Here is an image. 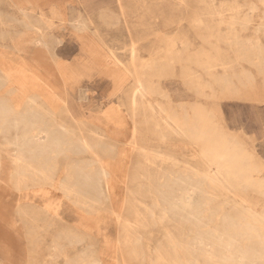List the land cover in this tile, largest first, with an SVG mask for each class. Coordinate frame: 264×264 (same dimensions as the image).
Returning a JSON list of instances; mask_svg holds the SVG:
<instances>
[{
    "label": "rangeland",
    "instance_id": "374dc122",
    "mask_svg": "<svg viewBox=\"0 0 264 264\" xmlns=\"http://www.w3.org/2000/svg\"><path fill=\"white\" fill-rule=\"evenodd\" d=\"M208 56L228 63L215 71L221 80L208 75ZM67 96L74 118L63 110ZM33 100L76 141L43 162L53 176L41 178L4 153L0 136V264H171L177 252L204 264L201 237L227 242L211 229L236 243L249 236L264 264V228L245 230L234 207L243 199L264 215V0H0V105L23 116ZM148 103L188 125L186 134L169 135ZM84 139L105 146L79 150ZM152 152L175 156L174 171L148 162ZM210 162L238 180V196L210 204L199 192L185 207L194 169ZM147 184L154 194L140 193Z\"/></svg>",
    "mask_w": 264,
    "mask_h": 264
},
{
    "label": "bare ground",
    "instance_id": "6f19581e",
    "mask_svg": "<svg viewBox=\"0 0 264 264\" xmlns=\"http://www.w3.org/2000/svg\"><path fill=\"white\" fill-rule=\"evenodd\" d=\"M216 14L219 16L221 15L220 12H216ZM32 30H34V28H32ZM206 65H207L206 68L208 71V75L211 76L212 78H217V80L222 79L221 77H218V75L215 74L217 67L221 66L223 70H226L229 68L228 63L221 60L217 56H208ZM138 90L141 92L142 95H147L146 93L147 90L145 91L143 87H141L140 89L138 88ZM66 99L67 100L62 101L63 110L64 112L71 114V116L74 118L75 111L71 109V105L68 102L69 101L68 96ZM33 103L36 105L37 108H35V110L33 108L28 109V111H26L23 116L22 115L19 116V114H17L19 111V108L10 107L6 104H1L0 105V136L2 138V142L4 143V146L8 145V147H5L6 152L4 153H6L9 158H12L14 162L18 164L25 165V170L27 172H31V175H36L41 178H44V177L49 178L53 176V172L52 170L44 168L42 166L43 162H47L50 159V157H52L53 159V157L56 158V157L64 156L66 154L65 152L67 150V147L76 141L75 133L69 131L70 129L67 130V128H65L61 124L59 125V124L54 123L55 121L53 123L49 122L51 121L49 119H48L49 121H46L44 119L45 113L52 114V116H53V113L47 107H45L42 104H38V102H35L34 100H33ZM144 106H147L153 109L154 118H156L158 121L163 122V124L166 127L165 129L169 135L184 136V134H186V132L184 133L183 131L184 129L188 130V127H189L188 125L184 126L180 124L178 121H173L171 119L163 118L162 114L165 112V110H163L162 105L156 106V105L148 103V104H144ZM198 121L199 123L203 124V126L205 125V120L203 119V116H200L198 118ZM75 122L77 121L75 120ZM168 134L163 135L162 138L165 140L168 137ZM97 135L100 136V134L98 133ZM79 142L83 146H76V147H78L79 150L84 149L88 152H96L97 149H101L102 147L104 148L105 146V142L101 139H96V140H91V141L84 139V140H79ZM11 148L12 150H14L13 153L9 152V149ZM205 148H207V146L204 147L203 155H204V158H208L210 156L206 153ZM105 149L107 148L105 147ZM215 157L219 159L220 154L217 153ZM35 159L39 161L38 166L36 165L37 167L34 164ZM146 160L154 164L156 163V161L157 162L161 161V166L166 163V165L169 166V169H173V171H174V168H176V165L178 163V160L175 156L168 155V154H161V153L159 154L158 152H152V155L147 156ZM95 161L102 163L100 159H95ZM159 170L161 172H164L161 169ZM253 171H254L253 169L246 168L247 174L245 175V178H244L245 181L251 182V174ZM169 173H170V179H171L169 184L171 185L172 188H174V186L177 185L176 182L174 183V178H173L174 173L171 171H169ZM221 174H222L221 167L217 163L210 162L209 168L207 170L199 171V170L194 169L193 171V176H194L193 186L194 187H193L192 194L190 193V190H189L188 196H185L183 200H181L182 199L181 197L180 203L183 204L185 207H190L192 198H194L199 192L206 197L205 200H207V195H208V201H210V204L216 201L221 194L222 195L233 194L234 196L237 197L238 196L237 191L240 188V184H235L231 182H236L238 180L236 178L233 180L223 178L220 176ZM17 176L23 177V178L27 177L24 174H20V172L17 173ZM104 176H106V173L104 174ZM160 181H161V184L164 182L163 179H160ZM67 183L68 184L64 185V190L66 192L68 191L70 193H74L73 189L75 188V186L74 185L71 186L69 182ZM109 186H111V182L109 183V181L107 180L108 190H109ZM164 187L165 186H163V188ZM138 189L141 194L143 193L154 194V192L151 191V188L150 186H148V184L140 185ZM82 198L84 199L85 196L82 195L81 199ZM90 201H93V200H90ZM219 206L221 208L220 211L223 212V209L226 206V201L220 202ZM234 207L243 209L241 213L244 215V217L241 220L243 224H246L245 230L255 231V228L254 227L252 228L250 226V223L254 225H259L261 226L262 229L264 228L263 213L254 211L248 205V202L246 200L240 199L238 201H235ZM194 213H196V211ZM193 219L195 223L203 222L202 220H199L197 216H194ZM218 220L219 219H217L216 221ZM137 221L141 222L142 220L141 218H139ZM228 221L229 220L226 221V219L224 220L225 223ZM229 222L232 223V221H229ZM205 227L206 226L201 227V228H205ZM211 231H212V236L218 234L219 237L221 238L223 237L224 239L227 240V242L225 243L224 246L221 244L215 245L211 243L210 240H208V236L207 238H205L204 236L201 237L200 242L199 241L198 242L203 248L204 264H207V263L208 264H256L255 254H258L259 251L258 249L252 248L250 239H248L249 236L248 237L244 236L247 238H244L241 243H236V237L238 235H231L225 232L222 233L220 232L219 229H211ZM220 234L222 235L220 236ZM165 238L173 242L174 240L177 239L176 235L168 231H166ZM260 245L263 251L262 254L264 255V241H262ZM189 256H190V253H189ZM187 258L188 260L186 259V254H183V259L179 258V255L177 252L176 254H173L172 256H170L169 260L171 261V264H180V261H183V264H191L190 257H187ZM193 259H194L193 264H199V261L196 257H193ZM160 260L164 261V258H161Z\"/></svg>",
    "mask_w": 264,
    "mask_h": 264
},
{
    "label": "crops",
    "instance_id": "0c3cea01",
    "mask_svg": "<svg viewBox=\"0 0 264 264\" xmlns=\"http://www.w3.org/2000/svg\"><path fill=\"white\" fill-rule=\"evenodd\" d=\"M116 114L117 113H115V115L113 117L117 119L118 123H122L121 118L118 115H116ZM75 188H76V186H75ZM56 196H57V198H60L61 197L60 195H56Z\"/></svg>",
    "mask_w": 264,
    "mask_h": 264
}]
</instances>
